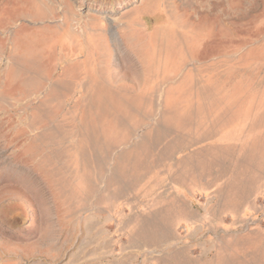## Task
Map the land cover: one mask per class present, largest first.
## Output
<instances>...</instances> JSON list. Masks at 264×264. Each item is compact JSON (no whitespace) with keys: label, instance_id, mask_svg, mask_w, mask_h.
Listing matches in <instances>:
<instances>
[{"label":"rangeland","instance_id":"1","mask_svg":"<svg viewBox=\"0 0 264 264\" xmlns=\"http://www.w3.org/2000/svg\"><path fill=\"white\" fill-rule=\"evenodd\" d=\"M0 264H264V0H0Z\"/></svg>","mask_w":264,"mask_h":264},{"label":"bare ground","instance_id":"2","mask_svg":"<svg viewBox=\"0 0 264 264\" xmlns=\"http://www.w3.org/2000/svg\"><path fill=\"white\" fill-rule=\"evenodd\" d=\"M84 20H83V17L82 16H80V18L78 19H75V22H74V26H73V31L75 30V33H74V38L77 36V35H80V36H83L84 37V33H85V28L87 27L86 25H85V21L83 22ZM131 32H133V31H131ZM88 36V35H87ZM114 36L115 37H117L116 36V34L114 33ZM74 40V39H73ZM122 42V41H121ZM60 48L62 49V46H61V44H60ZM80 51H82V50H80ZM160 101V100H159ZM79 119V118H78ZM110 163V162H109Z\"/></svg>","mask_w":264,"mask_h":264},{"label":"crops","instance_id":"3","mask_svg":"<svg viewBox=\"0 0 264 264\" xmlns=\"http://www.w3.org/2000/svg\"><path fill=\"white\" fill-rule=\"evenodd\" d=\"M98 25H100L99 23H97V21H91V23H90V29L91 30H94L93 28H95V27H97ZM103 41L104 42H106V40L105 39H103ZM105 50H103L102 51V53H101V55H102V57H105V56H107V55H109V48L107 47V45L105 44ZM117 129H118V126H117ZM116 129V130H117ZM121 135H119V134H117V138H119ZM124 144V141H121V142H119V140H116V141H113V146H112V149H118V148H122V145Z\"/></svg>","mask_w":264,"mask_h":264}]
</instances>
